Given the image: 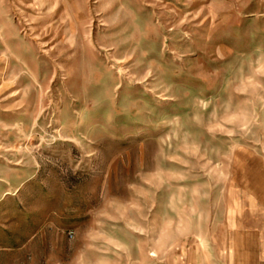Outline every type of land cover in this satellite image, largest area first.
Wrapping results in <instances>:
<instances>
[{
  "label": "rangeland",
  "instance_id": "obj_1",
  "mask_svg": "<svg viewBox=\"0 0 264 264\" xmlns=\"http://www.w3.org/2000/svg\"><path fill=\"white\" fill-rule=\"evenodd\" d=\"M0 264H264V0H0Z\"/></svg>",
  "mask_w": 264,
  "mask_h": 264
}]
</instances>
